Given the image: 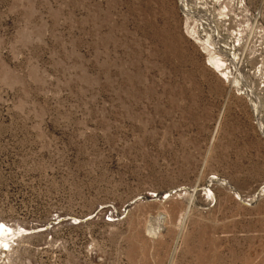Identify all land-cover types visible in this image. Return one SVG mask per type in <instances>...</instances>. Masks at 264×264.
I'll return each instance as SVG.
<instances>
[{"label": "rangeland", "instance_id": "obj_1", "mask_svg": "<svg viewBox=\"0 0 264 264\" xmlns=\"http://www.w3.org/2000/svg\"><path fill=\"white\" fill-rule=\"evenodd\" d=\"M181 1L0 0V264H264V133Z\"/></svg>", "mask_w": 264, "mask_h": 264}, {"label": "built area", "instance_id": "obj_2", "mask_svg": "<svg viewBox=\"0 0 264 264\" xmlns=\"http://www.w3.org/2000/svg\"><path fill=\"white\" fill-rule=\"evenodd\" d=\"M222 2L182 0L181 7L187 16L192 17L193 35L202 48L220 56L222 65L219 70L224 72L221 78L234 84L237 95L251 106L255 124L264 133V30H256L254 37L257 41L249 43L245 33L231 30L229 12L223 5L218 8ZM100 209L105 222L114 224L126 215L128 204L118 209L111 205L99 207L92 216L95 217ZM56 219L55 215L52 220ZM70 223L76 225L80 222L71 220ZM8 248L1 247L3 252Z\"/></svg>", "mask_w": 264, "mask_h": 264}, {"label": "bare ground", "instance_id": "obj_3", "mask_svg": "<svg viewBox=\"0 0 264 264\" xmlns=\"http://www.w3.org/2000/svg\"><path fill=\"white\" fill-rule=\"evenodd\" d=\"M207 53H208L207 66H209V68L219 72L220 71L219 67L222 65V61L220 60V56L218 54L212 53L208 50H207ZM220 72H221V75H223L224 72L223 71H220ZM30 230H32L31 232L38 231V230L40 231V229H36V230L30 229ZM20 232L25 233V235L29 233V231H27V229L26 230H19V229L16 230V229L12 228L11 226L7 225V223L5 224V223L0 221V242L5 243V246H9L8 245L10 242L9 240L13 239V238L15 239L16 238L15 236L19 235L17 233H20Z\"/></svg>", "mask_w": 264, "mask_h": 264}]
</instances>
